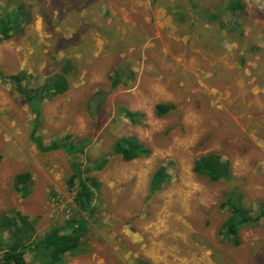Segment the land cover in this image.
I'll list each match as a JSON object with an SVG mask.
<instances>
[{"label": "rangeland", "instance_id": "rangeland-1", "mask_svg": "<svg viewBox=\"0 0 264 264\" xmlns=\"http://www.w3.org/2000/svg\"><path fill=\"white\" fill-rule=\"evenodd\" d=\"M230 1L0 0V16L20 3L32 17L0 40V71L22 72L26 89L55 72L68 76L64 93L41 100L36 135L45 145L65 135L85 142L78 155L40 151L30 138V106L0 80V215L20 211L34 234L84 219V251L65 264H264V218L242 226L238 244L222 234L224 201L253 215L264 205V0H238L236 12L225 9ZM117 72L121 83L111 90ZM97 90L108 92L91 117L85 102ZM157 103L174 107L157 116ZM125 109L139 111L141 123ZM129 135L149 156L112 152ZM210 152L229 163L228 180L193 171ZM79 157L89 169L82 176L98 182L91 212L68 188ZM102 157L104 168L93 169ZM160 165L170 177L150 194ZM24 171L32 178L26 197L14 190Z\"/></svg>", "mask_w": 264, "mask_h": 264}, {"label": "trees", "instance_id": "trees-1", "mask_svg": "<svg viewBox=\"0 0 264 264\" xmlns=\"http://www.w3.org/2000/svg\"><path fill=\"white\" fill-rule=\"evenodd\" d=\"M239 8H241V5L238 0H232L225 5V9L231 12H236ZM31 19L29 9L24 8L20 3L12 5L0 16V40L8 39L19 32L20 26L29 23ZM21 77L22 72L5 75L0 71V80L12 82L14 88L23 97V101L30 106L33 115L30 138L36 147L42 152L62 149L68 155L82 153L85 142L69 141L70 135L55 139L48 145H45L40 137L36 135L41 121V100L64 93L69 86L68 76L64 73L55 72L49 77L47 83L28 89L21 84ZM120 83V74L118 72L114 73L111 77L110 89L112 90ZM107 92L97 90L92 94V98L89 97L86 100L85 106L91 117L95 114L94 111H91V109H94V104L99 111L103 110ZM173 107L174 105L171 103H157L155 114L162 116ZM124 115L134 124L141 123L142 114L137 110L125 109ZM103 123L104 118H101L95 124L101 126ZM112 152L124 160H132L149 156L151 150L136 135H129L118 137L113 143ZM107 160L106 157L95 160L93 169H103ZM82 165L83 159L79 157L67 183L69 190L74 192V199L79 206L91 212L95 198L94 186H98V182L91 180L89 182L90 178L88 176L85 178L82 176L83 170H89L83 169ZM229 166V163L223 161L219 154L210 152L195 160L193 171L211 181L228 180L231 177ZM169 177L166 166L160 165L152 175L149 193L152 194L162 188ZM31 179V174L28 171L17 173L14 176V190L23 197L28 196L31 192ZM222 205H227L230 209V216L223 226L222 234L234 244L239 243L238 231L242 226L251 225L264 218V205H261L258 213L254 215L229 199L224 201ZM86 229L87 225L84 219L69 218L62 225H55L43 233L34 234V224L27 215L20 211H15L10 216L1 214L0 235L6 233L7 237L3 243H0V264H29L25 257L26 252H30L31 257L39 264H65L67 255H77L84 251L82 237Z\"/></svg>", "mask_w": 264, "mask_h": 264}]
</instances>
